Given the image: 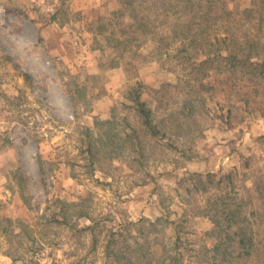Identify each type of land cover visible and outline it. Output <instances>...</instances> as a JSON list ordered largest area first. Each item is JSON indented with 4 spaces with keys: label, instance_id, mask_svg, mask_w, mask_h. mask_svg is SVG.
I'll return each instance as SVG.
<instances>
[{
    "label": "rangeland",
    "instance_id": "374dc122",
    "mask_svg": "<svg viewBox=\"0 0 264 264\" xmlns=\"http://www.w3.org/2000/svg\"><path fill=\"white\" fill-rule=\"evenodd\" d=\"M239 2L246 6L250 0ZM119 6L117 0H0V212L15 219L13 234L0 233V264H115L104 254L107 230L158 218L164 233L155 235L171 247L177 233L170 221L181 222L182 264H207L204 248L212 244L206 234L212 222L195 213L205 195L188 194L179 178L188 171L222 174L243 168L249 157L250 176L256 165H264V116L228 128L224 101L217 97L208 100L209 112L198 107L194 120L175 122L167 139L154 144L147 138L146 167L116 160L111 176L89 173L77 142L80 125L110 117L113 107L127 112L121 103L137 80L155 109L149 88L182 83L188 76L167 56L138 60L137 73L111 66L115 53L101 48L95 22ZM183 96L173 89L167 111L178 114ZM155 113L161 117L164 111ZM16 172L26 176L23 186ZM78 210L92 219L78 217ZM63 211L66 223L48 221ZM95 219L100 221L96 247L95 229L94 234L81 230ZM149 228L144 222L142 229ZM132 229L140 235L141 228Z\"/></svg>",
    "mask_w": 264,
    "mask_h": 264
},
{
    "label": "trees",
    "instance_id": "16d2710c",
    "mask_svg": "<svg viewBox=\"0 0 264 264\" xmlns=\"http://www.w3.org/2000/svg\"><path fill=\"white\" fill-rule=\"evenodd\" d=\"M117 1L118 8L100 15L95 22L101 48L115 53L111 66L122 65L137 73L138 60L167 56L175 60L176 66L181 65L188 76L182 83L167 82L149 88L154 95L152 100L158 103L156 108L164 111L161 117L143 98L146 87L137 80L126 91L127 101L121 103L127 112L121 114L118 107H113L110 117L96 119L92 126L80 125L77 142L89 173L100 170L111 176L116 160H128L136 168L146 167L147 138L154 144L167 139L175 122L195 119L198 107L209 112V99L222 97L223 104L219 100L217 103L226 111L224 123L228 128L250 116H264V0H250L246 6H241L239 0ZM7 59L12 60L9 55ZM23 74L27 80L32 79L28 72ZM173 89L184 94L178 114L167 111ZM251 160L252 157L246 158L243 168L235 166L226 173L188 171L179 178L188 194L205 195L195 213L212 222L206 232L212 244L204 248L207 264H264V165H256L250 176ZM37 162L43 174L40 155ZM72 173L76 176L74 170ZM15 175L23 186L26 176L20 172ZM250 177L253 180L248 184ZM76 213L78 217L91 218L84 210ZM67 216L65 211L54 213L48 221L66 223ZM161 220H130L109 228L103 245L107 262L182 264L181 222L170 221L177 233L171 247L157 235L164 233V228H159ZM92 221L81 230L94 234L95 229L96 247L100 221ZM14 222L0 212V233L13 234ZM144 222L150 227L145 231ZM134 226L141 228L144 242L139 240L140 235H132Z\"/></svg>",
    "mask_w": 264,
    "mask_h": 264
}]
</instances>
